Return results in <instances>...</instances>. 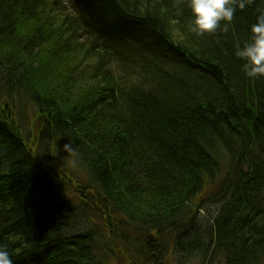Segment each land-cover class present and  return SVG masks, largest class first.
Returning <instances> with one entry per match:
<instances>
[{"label":"trees","instance_id":"1","mask_svg":"<svg viewBox=\"0 0 264 264\" xmlns=\"http://www.w3.org/2000/svg\"><path fill=\"white\" fill-rule=\"evenodd\" d=\"M238 4L197 36L187 0H0L13 264L264 262V77L236 55L264 0Z\"/></svg>","mask_w":264,"mask_h":264},{"label":"clouds","instance_id":"2","mask_svg":"<svg viewBox=\"0 0 264 264\" xmlns=\"http://www.w3.org/2000/svg\"><path fill=\"white\" fill-rule=\"evenodd\" d=\"M191 12L190 31L197 36L213 34L224 23L225 29L233 20L236 0H187ZM251 0H239L243 10ZM251 38L236 55L244 62L245 74L249 78L264 77V15L251 26ZM70 149V145H68ZM0 264H13L7 250L0 248Z\"/></svg>","mask_w":264,"mask_h":264},{"label":"rangeland","instance_id":"3","mask_svg":"<svg viewBox=\"0 0 264 264\" xmlns=\"http://www.w3.org/2000/svg\"><path fill=\"white\" fill-rule=\"evenodd\" d=\"M64 159L66 160V162L68 161L66 159V157ZM61 161H63V160H61ZM72 164H73L72 160H71V162L68 161L66 163V169L67 170H71V169L74 170V166H72ZM202 200H203V198H202ZM216 212H217V208L215 206L211 207L209 205H206L205 208L202 211H200V216H199L200 220L199 221H200L201 225L205 224L206 218L207 217L209 218L210 215H212V217H214L216 215ZM171 245H172V243H170V246H168L169 248L164 251L165 253H164L163 259L161 260V264H176V261H175L176 259L173 255ZM117 257H118V253H116L115 258L108 261V264H137V263H130L126 257L123 258V255L120 256L119 261H117ZM223 263H224L223 258L220 255L214 257V259L211 261V264H223ZM188 264H200V259L197 258L196 261L190 262ZM259 264H264V262L263 263L261 262Z\"/></svg>","mask_w":264,"mask_h":264},{"label":"water","instance_id":"4","mask_svg":"<svg viewBox=\"0 0 264 264\" xmlns=\"http://www.w3.org/2000/svg\"><path fill=\"white\" fill-rule=\"evenodd\" d=\"M155 260H158V256H154Z\"/></svg>","mask_w":264,"mask_h":264}]
</instances>
